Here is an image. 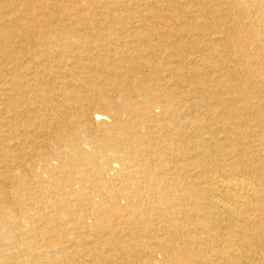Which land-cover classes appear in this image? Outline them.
Masks as SVG:
<instances>
[{
  "label": "bare ground",
  "instance_id": "1",
  "mask_svg": "<svg viewBox=\"0 0 264 264\" xmlns=\"http://www.w3.org/2000/svg\"><path fill=\"white\" fill-rule=\"evenodd\" d=\"M0 264H264V0H0Z\"/></svg>",
  "mask_w": 264,
  "mask_h": 264
},
{
  "label": "rangeland",
  "instance_id": "2",
  "mask_svg": "<svg viewBox=\"0 0 264 264\" xmlns=\"http://www.w3.org/2000/svg\"><path fill=\"white\" fill-rule=\"evenodd\" d=\"M35 1L36 0H27V2L31 3L33 6H35Z\"/></svg>",
  "mask_w": 264,
  "mask_h": 264
}]
</instances>
